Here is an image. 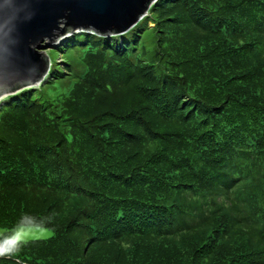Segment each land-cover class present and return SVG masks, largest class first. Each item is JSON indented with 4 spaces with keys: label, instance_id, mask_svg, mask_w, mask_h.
<instances>
[{
    "label": "trees",
    "instance_id": "16d2710c",
    "mask_svg": "<svg viewBox=\"0 0 264 264\" xmlns=\"http://www.w3.org/2000/svg\"><path fill=\"white\" fill-rule=\"evenodd\" d=\"M53 46L0 85V227L53 234L0 264H264V0H156Z\"/></svg>",
    "mask_w": 264,
    "mask_h": 264
},
{
    "label": "water",
    "instance_id": "95a60500",
    "mask_svg": "<svg viewBox=\"0 0 264 264\" xmlns=\"http://www.w3.org/2000/svg\"><path fill=\"white\" fill-rule=\"evenodd\" d=\"M155 1L0 0V85L24 79L30 86L41 82L49 68V58L40 52L43 41L58 33L69 35L76 28L123 33L145 16Z\"/></svg>",
    "mask_w": 264,
    "mask_h": 264
},
{
    "label": "clouds",
    "instance_id": "9594fccd",
    "mask_svg": "<svg viewBox=\"0 0 264 264\" xmlns=\"http://www.w3.org/2000/svg\"><path fill=\"white\" fill-rule=\"evenodd\" d=\"M42 219L44 223L37 225L36 217L25 214L13 230L8 233L0 232V258L13 257L30 241L41 239L42 235L37 233L42 234L49 231L45 227L49 218Z\"/></svg>",
    "mask_w": 264,
    "mask_h": 264
},
{
    "label": "rangeland",
    "instance_id": "374dc122",
    "mask_svg": "<svg viewBox=\"0 0 264 264\" xmlns=\"http://www.w3.org/2000/svg\"><path fill=\"white\" fill-rule=\"evenodd\" d=\"M80 30V28H76L75 31H78ZM63 33H58L56 35V37H54L53 39H49V40H46V41H43V45L44 47L40 49V52L41 54L45 55L48 57V53H50L51 57H52V63L54 64L55 63V59L56 57H58V59L61 58V56L63 55L64 57L67 56V53L66 51H63L62 53L57 51V49L55 48H52L54 47L52 44H50L52 42V40H55V39H59V41L62 39V38H65L67 35H65ZM58 41V42H59ZM57 42V43H58ZM56 44V43H55ZM54 44V45H55ZM50 50V52H49ZM81 71V66H75L74 67V72L75 73H79ZM62 82L61 83H58L56 84V89L53 91V93L58 96V95H62V94H66L68 92V90L71 88V84H72V81H73V78L72 77H66V78H63L61 79ZM46 85H43V88H45ZM42 88V89H43ZM45 90V89H44ZM49 93V92H48ZM7 96V95H6ZM5 96V97H6ZM15 227L13 228H6V227H0V232H4V233H8L10 232L11 230H13ZM49 231L46 232V233H37V234H40L42 235V238L41 239H45V238H48L49 236H51L53 234V231L49 228H47Z\"/></svg>",
    "mask_w": 264,
    "mask_h": 264
},
{
    "label": "bare ground",
    "instance_id": "6f19581e",
    "mask_svg": "<svg viewBox=\"0 0 264 264\" xmlns=\"http://www.w3.org/2000/svg\"><path fill=\"white\" fill-rule=\"evenodd\" d=\"M80 31V30H79Z\"/></svg>",
    "mask_w": 264,
    "mask_h": 264
}]
</instances>
